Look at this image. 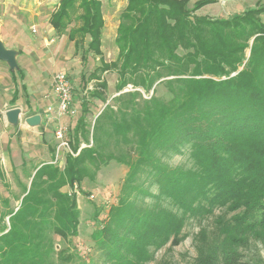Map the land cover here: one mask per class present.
Returning <instances> with one entry per match:
<instances>
[{"label": "trees", "instance_id": "obj_1", "mask_svg": "<svg viewBox=\"0 0 264 264\" xmlns=\"http://www.w3.org/2000/svg\"><path fill=\"white\" fill-rule=\"evenodd\" d=\"M215 1L198 0L187 8L189 0H127L114 40L117 58L100 60L82 81L80 112L67 134L72 153L65 152L59 167L56 142L44 140L42 132L51 160L28 170L30 182L23 186L19 205L12 208L0 196V224L7 216L9 223L0 233V264H67L73 256L62 250L55 256L51 236L53 231L75 236L80 211L75 195L61 187L92 179L111 160L127 171L116 203L90 234L105 264L150 260L153 251L178 243L187 218L216 207L237 211L230 223L234 235L264 234V6L229 17L194 14ZM72 13L80 22L68 34L69 39L80 34L76 49L89 34L81 56L85 63L87 56L102 54L100 4L61 0L50 17L53 29L65 31ZM110 69L119 76L114 105L105 103L101 89L106 82L99 78ZM15 72L24 78L20 68L10 70V104L19 86H26L18 85ZM91 79L96 87L87 90ZM158 84L166 96L157 94ZM127 85L135 90H123ZM88 97L103 103L92 131ZM90 134L92 144L82 146L90 143ZM185 152L187 163L170 166L165 161ZM145 195L147 204L140 200ZM221 231L220 248L195 264H245L237 250L243 240Z\"/></svg>", "mask_w": 264, "mask_h": 264}, {"label": "rangeland", "instance_id": "obj_2", "mask_svg": "<svg viewBox=\"0 0 264 264\" xmlns=\"http://www.w3.org/2000/svg\"><path fill=\"white\" fill-rule=\"evenodd\" d=\"M97 1L100 4L103 19L98 45L102 54L89 55L87 61L83 63L81 56L88 47L89 34L84 35L77 49L74 40L79 41L80 34L75 33L74 39L68 38L69 28L80 24L75 18V13H72V20L65 31L58 32L51 29L53 27L50 24V17L52 13L59 9L61 0H0L1 38L8 41L9 45L11 40H16L15 49H18V51L22 49L21 44L27 45L32 41L31 43L43 49L47 54V58L44 59L43 63L37 61L33 58L34 55L30 54L24 59L19 58L20 64L17 62V69L20 68L24 75V69L21 66L26 65L33 73L26 79L27 82H30L27 89L26 86L24 89L19 86L18 98L14 104L9 103L11 97L9 92L14 85L9 67L7 66V69L0 73V76H2L0 78V196L9 199V206L12 208L19 205L23 186L28 185L30 182L27 176L28 170L32 169V165H37L46 157L49 158L45 154V150L42 151L41 147H38L40 143H37V145L35 141H32L33 139L28 143H23L20 134L14 136V132L17 130L19 123L23 124L28 116L33 115L32 112L40 113V105L43 101L49 102V99L45 98L44 95L50 92V74H54L57 70H63L72 84V105L75 113L65 120L69 127H72L80 112L81 93H84L81 88L82 81H85L88 74L99 65L100 60L107 63L114 61L118 56V47L114 40L120 13L124 10L127 0ZM196 1L198 0H189L186 5L187 8H192ZM259 6H264V0H216L203 5L194 14L210 18L229 17ZM262 18L264 20L263 16ZM21 29L25 36L20 39L24 42H19V39H17ZM32 29H34V32H32ZM52 38H54V42L49 43ZM34 61L37 66L32 64ZM42 67H47L44 69L46 72H43L49 75L46 79L43 78L40 81L37 77L40 76ZM15 75L19 80V73L15 72ZM81 76L84 77L83 80ZM25 78L22 81L19 80L18 85L25 82ZM99 78L106 82V88L101 89L105 103L110 101L114 105L111 99L120 92L116 89L119 81L118 72L113 69L105 70ZM86 87L87 90L96 87L95 79L88 81ZM155 89L159 96H166L167 90L163 85L158 84ZM123 90H135V88L127 85ZM143 96L147 97V94L143 93ZM88 101L91 110L88 117L91 121L90 131H92L93 121L103 107V103L96 97H88ZM8 107H19L22 110L16 124H11L4 119V109ZM48 125L49 129H47V132L45 131V135L48 140L53 142L52 126H50V123ZM9 136L11 137L9 138ZM89 139L90 143L82 144V146L91 145V134ZM115 152L119 154L120 150L116 148ZM61 155L59 154L60 159L62 156L64 157V154ZM165 161L170 166L187 163L188 155L186 152L174 154ZM62 163L59 164L58 162V166L61 167ZM126 171L127 167L125 165L111 160L107 165L101 166L96 171L95 176H92V179L85 178L80 184L74 182L73 184H64L61 187L62 192L75 195V202L80 212L75 236L68 235L69 238H66L59 236L54 231L53 234L51 233L55 256L58 255L57 251L62 250V254L73 256L67 264H105V258L96 249L90 234L95 228L99 229L101 227L102 223H99V220H104L108 215L110 206L116 203ZM147 186L148 182H145L143 188H147ZM151 189L154 191L153 187ZM89 195L93 197L90 198ZM149 198L148 195H145L144 200L142 198L140 200L147 204ZM0 209L4 210V205L1 202ZM235 213L237 211H228L224 207H216L209 214L187 218L182 227L178 243L172 245L168 242L160 249L153 251L152 258L142 264H195L200 256L205 257L209 252L220 248L221 239L224 236L221 230L228 229V233L233 234V230H230V223H232L231 217ZM1 222L4 223L0 224V233L3 227L9 226L8 216ZM201 230L204 231L202 234ZM234 236L239 240H243V242L237 244L238 254H240L242 262L245 264H264V234L259 237V235L249 233L248 238L243 239L240 237V232L237 231ZM75 252L77 256H75Z\"/></svg>", "mask_w": 264, "mask_h": 264}, {"label": "built area", "instance_id": "obj_3", "mask_svg": "<svg viewBox=\"0 0 264 264\" xmlns=\"http://www.w3.org/2000/svg\"><path fill=\"white\" fill-rule=\"evenodd\" d=\"M51 42H54V38L49 40V43ZM72 92L73 87L66 73L63 70H57L53 74L50 92L44 95L45 98L49 99V102L42 114H44L46 122L52 124L53 138L56 142L54 162L58 161L59 164L63 162L62 158H59V154H62L63 151L64 154L66 151L72 153L67 140L69 126L65 121L67 117L75 113L72 105ZM89 197L92 198L93 196L89 195Z\"/></svg>", "mask_w": 264, "mask_h": 264}, {"label": "crops", "instance_id": "obj_4", "mask_svg": "<svg viewBox=\"0 0 264 264\" xmlns=\"http://www.w3.org/2000/svg\"><path fill=\"white\" fill-rule=\"evenodd\" d=\"M51 29H53V28H51ZM28 35V34H27ZM25 36V33L22 31V29H21V31H19V35H18V38L17 39H19V42H24V40H21L20 38H22V37H24ZM0 38H1V36H0ZM1 40H2V42H3V44H4V46L6 47V48H10V49H14V50H16L17 51V55H16V62H18V64H20V59L19 58H21V59H24L27 55H34L33 56V58H35L37 61H39V62H44V59H46L47 57V54H45V52H44V50L43 49H41V48H39L38 46H36L34 43H31L32 41H30V43H28L27 45H23V44H21L22 45V49H21V51H18V49H15L16 47H15V44H16V40H11L10 41V45L8 44V41H5L3 38H1ZM32 64H34V65H36V63H35V61L34 62H32ZM46 65V64H45ZM7 64L5 63V62H3V61H0V73H3L4 71L3 70H6L7 69ZM37 66V65H36ZM21 68H23L24 70H23V72H24V83H25V85H26V89H27V87L30 85V82H27V80L26 79H28L31 75H32V73H33V71L31 72L30 70H29V67L28 66H26V65H22L21 66ZM47 67H42V72L40 73V76H38L37 77V79H39L40 81H41V79H46L47 78V76L49 75V74H44V72H46V71H44V69H46ZM44 71V72H43ZM55 73V72H54ZM51 75V80L49 81V86L52 84V80H53V73L52 74H50ZM2 76H0V78H1ZM31 86H33V85H31ZM12 91H13V88L10 90V92H9V95H11V97H12ZM50 91V90H49ZM48 91V92H49ZM10 97V98H11ZM10 98H9V100H10ZM38 98V97H37ZM53 98V97H52ZM48 102L46 101V102H44L43 101V103L40 105V107H41V110H40V113H36V111H34V112H32L31 114H42L43 112V108H44V106H46V104H47ZM4 106V105H3ZM9 108H12V107H8V108H5L4 109V119H5V112L9 109ZM36 109V108H35ZM38 109H39V107H38ZM21 114H22V110H21ZM41 116V122H40V124H38V125H28L25 121H24V123L22 124V123H19V126H18V128H17V130L14 132V136H16V134H20V136H21V140H22V142L23 143H28L29 141H31V139H33L32 141H35L36 142V144L38 143H40V145L38 146V147H41V150L43 151V150H45V154L49 157V158H45V159H43V161H40L39 163H41V162H47V161H49V160H51V154H50V152L48 151V147H47V143L43 140V138H42V132H43V135H44V139L46 138V135H45V131L47 132V129H49L47 126H49L48 125V123L46 122V120H45V118H44V114L43 115H40ZM6 120V119H5ZM50 126H52V124H50ZM49 131V130H48ZM50 132V131H49ZM11 136H9V138H10ZM36 139V140H35ZM47 140H48V138H46ZM37 144V145H38ZM64 154V151L62 152V155ZM62 159H63V156H62ZM38 163V164H39Z\"/></svg>", "mask_w": 264, "mask_h": 264}, {"label": "water", "instance_id": "obj_5", "mask_svg": "<svg viewBox=\"0 0 264 264\" xmlns=\"http://www.w3.org/2000/svg\"><path fill=\"white\" fill-rule=\"evenodd\" d=\"M17 51L14 49L6 48L0 38V61L5 62L10 70L17 69L16 62ZM21 109L19 107L9 108L5 112V119L11 123L16 124L19 120ZM28 125H38L41 122V116L39 114H33L25 119Z\"/></svg>", "mask_w": 264, "mask_h": 264}]
</instances>
